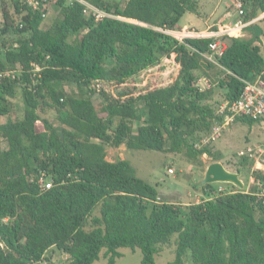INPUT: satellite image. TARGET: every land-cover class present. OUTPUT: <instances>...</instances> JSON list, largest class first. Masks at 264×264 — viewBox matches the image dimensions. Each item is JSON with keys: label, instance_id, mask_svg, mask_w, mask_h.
Instances as JSON below:
<instances>
[{"label": "trees", "instance_id": "1", "mask_svg": "<svg viewBox=\"0 0 264 264\" xmlns=\"http://www.w3.org/2000/svg\"><path fill=\"white\" fill-rule=\"evenodd\" d=\"M86 1L115 18L96 22L80 4L56 0L58 15L42 29L47 8L0 0V71H15L13 79L0 78V119L8 117L0 122V264L51 263V248L66 264L100 258L115 264L120 249L139 250L140 264H155L173 241L171 264H183L188 255L192 264H264V201L253 195L255 185L246 193L224 184L233 190L214 195L212 184H199L206 196L200 202L173 203L160 200L127 160H106L107 147L124 145L220 161L209 144L195 147L222 121L211 104L214 85L201 91L197 82L217 69L216 87L231 103L243 91L242 80L264 81L258 36L222 37L220 69L203 57L210 40L178 43L165 33L179 28L185 14L199 15L197 0ZM245 9L249 23L264 13V0H245ZM245 28L252 33L254 26ZM164 62L176 74L159 86L155 78L162 79L157 70ZM18 89L21 119L10 101ZM46 109L55 111L53 120L42 117ZM250 166L246 159L224 164L240 175ZM250 174L255 183L264 180L261 172ZM42 177L50 189L40 188Z\"/></svg>", "mask_w": 264, "mask_h": 264}, {"label": "rangeland", "instance_id": "2", "mask_svg": "<svg viewBox=\"0 0 264 264\" xmlns=\"http://www.w3.org/2000/svg\"><path fill=\"white\" fill-rule=\"evenodd\" d=\"M107 1L115 2L123 6L127 0ZM229 2V0H197L199 6V16L204 19H212V24L210 26L211 30L215 31L218 29V26H216L217 23L227 24L231 22L226 20H223V22H218L222 18L223 10L225 9L226 11L227 6L225 5L229 4ZM46 8L47 12L43 17L44 22L42 24V29H46L51 26L54 22L55 17L58 15V9L55 7L54 1H52V3L49 4ZM8 10L10 13H13L11 7H8ZM259 17H264V13ZM254 23L255 24L253 25L254 29L252 31V35L254 37L255 35H257L259 38L262 37L263 42L260 41V44L262 55L264 56V35L262 36V33L264 34V21L260 23L255 21ZM188 24H192L195 28H197V30L206 29L204 28L202 21H198V18L195 14H185L181 18L178 26H184ZM2 26L3 19L0 8V28ZM168 63H162L160 69L157 70L158 75L160 71H163V74L161 76L162 79L157 76V78H155L157 85L159 86L166 85L176 74L173 65ZM154 71L150 72L152 78L155 77ZM33 72L35 71L33 70ZM145 75H147V73ZM201 76H206L210 80L211 86L214 85L215 91L213 99L211 100V104L214 106L217 115L219 107L224 102V92L220 91L216 87V81H218L219 79V72L217 69H210L206 70V74H202ZM64 90L67 93L74 94H76L77 91L75 87L67 85L64 86ZM10 101L15 105L14 115H16L17 119H21L24 113V105L20 89H18L15 97ZM92 101L95 105L99 104V94L93 95ZM42 117L53 120L56 117V113L54 110L46 109L42 113ZM7 119L8 117L1 118L0 122L5 123ZM136 128L137 126L133 125L134 133H136ZM211 129L208 134H202V136H200V140L195 145L196 148L205 146L202 141L204 137L211 133ZM263 141V122H257L253 125H250L248 123L235 121L227 127H224L220 138L215 143L209 144L208 146L210 147L214 155L219 158L220 161L217 162H220L224 165L226 162L230 161V163L234 165L239 162L238 154L244 152L246 148L260 144ZM117 159L127 160L134 168L135 174L138 178L156 187L160 200L182 204L197 203L200 202L201 199L206 197L202 188H200L198 185L201 184L203 180L207 166L214 163L213 160L206 155L199 157L197 160H191L188 159L184 154L179 153L163 154L148 150H128L124 145H122L120 148L107 147L106 160L114 162ZM169 170H172L173 173L169 174ZM249 173L250 172L248 171L247 167L244 168L241 173V180L244 182L246 189L249 186H252L249 184ZM212 186L216 189V191H214V195L233 190L232 188L227 187L224 184L216 183L212 184ZM119 251L121 253V257L116 259L115 264H140L141 253L139 250L131 251L129 249H120ZM46 256L51 258V263L44 262L43 264H66L67 262L66 256L56 248H51L46 253ZM174 260L175 245L173 241L172 244L164 247L163 251L159 255L155 256L154 263L171 264L174 262ZM93 264H106V260L100 258ZM183 264H192L189 255L184 257Z\"/></svg>", "mask_w": 264, "mask_h": 264}, {"label": "built area", "instance_id": "3", "mask_svg": "<svg viewBox=\"0 0 264 264\" xmlns=\"http://www.w3.org/2000/svg\"><path fill=\"white\" fill-rule=\"evenodd\" d=\"M34 10L42 7L46 8L50 1L56 2V0H24ZM67 3H78L83 7V13L85 16H92L95 21H100L103 18H115L113 15L98 9L91 5L86 0H67ZM225 14L226 21H231L227 25H221L219 29L213 31L210 29L197 30L190 26L179 27L174 31H166L165 33L175 39L178 43H183L186 39H198V40H210L209 43V55H203L207 62L212 63L220 69V65L217 63L216 58L223 54L226 48V43L221 40L222 37L228 36L232 38H238L241 36L242 29L252 22L245 23L243 18L246 13L245 0H230V6ZM45 14L42 15L44 17ZM34 73L40 71L37 65H34ZM20 69V68H17ZM16 69V70H17ZM14 70L0 71V78L7 77L13 79L15 76ZM243 91L239 98L231 103L224 101L219 107L217 116L222 117L221 123L215 122L211 129V133L204 137L203 144L215 143L224 129L235 121L236 118L242 117L251 121H259L264 123V81L257 78L255 81L242 80ZM203 86V87H201ZM197 87L201 91H205L211 87L210 80L206 76H201L197 82ZM94 88L99 89V83L94 85ZM239 159H246L250 164V173L261 172L264 174V141L255 146H251L245 149L244 152L238 154ZM169 174L173 171L169 170ZM249 184L255 185L256 190L253 195L264 201V180L255 183L254 178L250 174ZM40 188L47 190L51 188V181H47L44 177L39 180ZM250 187V186H249ZM249 187L245 190L249 193Z\"/></svg>", "mask_w": 264, "mask_h": 264}, {"label": "water", "instance_id": "4", "mask_svg": "<svg viewBox=\"0 0 264 264\" xmlns=\"http://www.w3.org/2000/svg\"><path fill=\"white\" fill-rule=\"evenodd\" d=\"M230 184L239 190L245 189V184L241 180L240 173L227 170L220 162H214L207 166L202 185L205 184Z\"/></svg>", "mask_w": 264, "mask_h": 264}, {"label": "crops", "instance_id": "5", "mask_svg": "<svg viewBox=\"0 0 264 264\" xmlns=\"http://www.w3.org/2000/svg\"><path fill=\"white\" fill-rule=\"evenodd\" d=\"M230 1V0H229ZM225 6H227V8H226V11H225V9L223 10V15H222V18L218 21V22H223V20H226V16H225V14H226V12L228 11V10H230V9H228V6H230V2H229V4H227V5H225ZM220 15V14H219ZM197 16V18H198V21H202V23H203V25H204V28H206V29H208L210 26H211V22H212V19L211 18H207V19H204V18H202L201 16H199V15H196ZM260 16V15H259ZM258 16V17H259ZM256 18V19H254V20H252L251 22V24H249V25H254L255 23V21H257V22H263L264 21V17H259V18ZM260 18H261V20H260ZM259 19V20H258ZM227 24H229V23H227ZM226 23H217L216 24V26H218V29L220 28V26L222 25H227ZM249 25H247V26H249ZM184 26H190V27H192V28H194V29H197V28H195L192 24H188V25H184ZM184 26H178V27H184ZM247 26H245V27H247ZM205 30V29H204ZM241 34H242V36H241V38H244V39H249V40H251V39H253L254 38V36L252 35V33L250 32V31H248V28H244V29H242V31L240 32ZM249 34V35H248ZM264 34L262 33V36H263ZM258 42H256L260 47H261V44H260V41L261 42H263V39H262V37H258V40H257ZM262 51V50H261ZM123 160V159H122ZM43 264V263H42Z\"/></svg>", "mask_w": 264, "mask_h": 264}]
</instances>
